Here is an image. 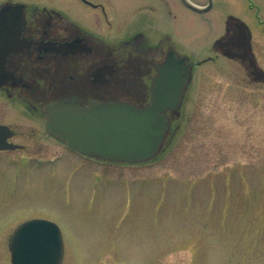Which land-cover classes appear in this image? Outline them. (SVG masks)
Wrapping results in <instances>:
<instances>
[{
    "label": "rangeland",
    "instance_id": "1",
    "mask_svg": "<svg viewBox=\"0 0 264 264\" xmlns=\"http://www.w3.org/2000/svg\"><path fill=\"white\" fill-rule=\"evenodd\" d=\"M247 72L224 56L197 66L179 129L144 163L72 153L0 97L25 145L0 153V264L40 216L62 230V264H264V83Z\"/></svg>",
    "mask_w": 264,
    "mask_h": 264
},
{
    "label": "flooded vegetation",
    "instance_id": "2",
    "mask_svg": "<svg viewBox=\"0 0 264 264\" xmlns=\"http://www.w3.org/2000/svg\"><path fill=\"white\" fill-rule=\"evenodd\" d=\"M5 9L14 11L17 31L15 49L0 69V97L9 99L14 114L39 120L48 137L88 158L116 163L71 149L50 133L46 105L79 98L83 105L145 106L153 100L160 68L174 59L180 104L163 111L171 122L165 149L191 99L197 66L231 54L227 58L248 71L251 83H264L254 71L255 65L262 68L264 0H0V11ZM197 51L213 56L197 60ZM0 124L9 127L12 145L0 153L23 150L15 141L21 126Z\"/></svg>",
    "mask_w": 264,
    "mask_h": 264
},
{
    "label": "water",
    "instance_id": "3",
    "mask_svg": "<svg viewBox=\"0 0 264 264\" xmlns=\"http://www.w3.org/2000/svg\"><path fill=\"white\" fill-rule=\"evenodd\" d=\"M17 17L11 9L0 11V69L16 46ZM229 57L234 55L226 54ZM153 100L145 106L122 101H90L79 98L57 100L45 107L47 130L69 147L104 159L144 162L155 158L170 127L163 113L179 103L175 84L180 76L176 60L169 58L160 68ZM264 80V70L255 65ZM8 126L0 124V149L11 148ZM12 264H61L64 244L54 221L33 218L21 223L9 240Z\"/></svg>",
    "mask_w": 264,
    "mask_h": 264
}]
</instances>
